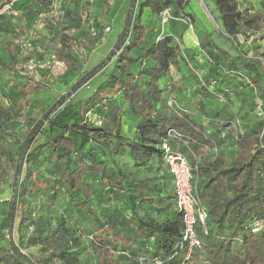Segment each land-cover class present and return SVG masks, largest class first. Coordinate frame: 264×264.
I'll return each mask as SVG.
<instances>
[{"label":"trees","instance_id":"trees-1","mask_svg":"<svg viewBox=\"0 0 264 264\" xmlns=\"http://www.w3.org/2000/svg\"><path fill=\"white\" fill-rule=\"evenodd\" d=\"M53 1L0 0V8L13 3L17 11L16 17L0 15V79L9 72L22 80L10 94L9 108L0 99V148L8 143L0 156L11 166L10 173L0 169V203L10 190L0 214V264H54L56 259L71 264L68 256L77 255L73 248L81 243L78 225L92 237L95 264H264V53L256 51L264 33L258 40L248 35L243 43L236 40L241 29L264 21V13L243 17L239 0H211L221 41L207 31L195 35L197 45L186 47V23L196 31L192 0H97L93 49L102 30L110 31L112 18L121 16L123 23L105 60L82 71L70 46L77 40L69 33L75 20L58 24L44 17L40 22L48 36L15 40ZM164 10L170 20L161 25ZM102 14L110 19H100ZM144 15L152 21L145 23ZM171 25H180V33L168 34L165 27ZM51 55L68 66L59 78L67 91L40 99L28 126L12 130L10 122L28 97L46 88L45 70L29 72L26 61ZM110 63L105 80L71 103ZM171 68L180 74L176 87L162 83ZM231 77L253 93L241 95L237 105L232 101L237 111L229 101ZM188 81L202 96L196 111L190 110ZM248 120L251 125L243 131L240 123ZM228 127L235 128L230 154L221 148ZM164 144L170 152L186 153L196 195L207 211L206 233L197 228L201 247L189 260ZM42 163L48 164L44 172L38 169ZM24 192L46 202L26 201ZM57 192L67 200L66 214L55 220L43 210L36 215L40 205L51 210L48 202ZM50 231L56 233L54 247L38 260L28 249L48 244Z\"/></svg>","mask_w":264,"mask_h":264},{"label":"rangeland","instance_id":"rangeland-1","mask_svg":"<svg viewBox=\"0 0 264 264\" xmlns=\"http://www.w3.org/2000/svg\"><path fill=\"white\" fill-rule=\"evenodd\" d=\"M55 1V0H54ZM53 1V2H54ZM22 1L20 2V4ZM113 4V3H112ZM192 10L194 14V23L196 24V31L195 35H199V33H205L207 31L214 34L215 39L218 41H221L216 37V34L220 33V23L218 19V14L216 13L213 3L211 0H206L205 4H200L197 0H192ZM42 7V6H41ZM48 7V6H47ZM40 8V7H39ZM44 8V7H43ZM238 9L243 17H249L253 15H260L264 13V0H239L238 1ZM100 7L97 3V0H76L75 3L70 2L69 0H56L54 2V5L52 7H48L47 9L42 11L43 17H52L56 20L58 24H70L71 20H75L76 23L73 24V28L69 29L70 34H75V37L77 40H71L70 46L71 50L74 54L78 56L82 63V71L90 70L94 68L97 64H99L101 61L105 60L106 56L112 49V42L115 40L119 34L120 31V25H122V18L121 16L115 17L116 21L115 24H113L111 19V24L113 26H110V32H105V29L102 30V36H105L104 39L100 40L99 44L93 49L94 45L96 44L94 41L96 36L92 35L91 29H92V23L93 20L95 22V17L99 14ZM50 15V16H49ZM100 19L103 20H109L110 18L105 15H99ZM143 21L145 23L151 22L152 17L144 15ZM104 27V26H103ZM180 33V31H179ZM264 33V21H259L253 25H250L248 27H245L243 30L241 29L239 33L236 36V40L239 43H243V38L248 36H253V39H260L262 34ZM49 35V33H45L42 31V25L39 20H36L33 24V27L31 28H24L21 29L19 32V35L15 38L16 41H19L23 38L25 41L28 39H37L40 35ZM248 35V36H247ZM107 36V37H106ZM22 37V38H21ZM106 39V40H105ZM188 39V38H186ZM252 39H249L247 42L249 43ZM45 45H48L47 40H43ZM86 45L87 47H91L93 50L90 54H87L83 46ZM253 45V42L251 43ZM256 45L258 48L256 51L258 53H264V40H260L256 42ZM241 46V45H240ZM243 46V45H242ZM241 46V47H242ZM255 48V47H254ZM35 58V56H32ZM45 63L48 62V58L44 59ZM67 65L64 63H61V65L57 68H52L51 66L48 67V65L45 68V74L42 75V77L46 80V88H44L41 91H38L34 94H32L30 97H28L27 101L25 102L23 109L20 111L19 116L10 122V126L12 130H16L20 127L25 128L28 126V122H30V118H33L37 116L38 114V101L42 98H46L50 94L54 93H64L67 91V85L65 86L64 83L59 82V78L65 73L67 69ZM112 63L106 66V68L96 77H94L91 81H89L88 84H86L83 88H81L77 93H75L71 98V103H74L78 100H82L86 98L88 95L91 94V92L96 88V86L101 83L103 80H105L107 74L111 70ZM180 74L178 70L170 69L169 74H167L164 79H162L163 85L166 87H176L177 80L179 79ZM171 79V80H170ZM21 79H18L13 76L12 73L6 72L3 74L2 78L0 79V99L2 102V105L5 108H9L11 105V99L10 94L12 92H15L19 90V83L21 82ZM191 83L190 89H191V97L193 98V103L190 105V110L196 111L197 107V101H200L202 96H198L195 92L196 86L192 84V81H188ZM230 96L229 101H231L233 108L236 110V106H234V103L237 105L239 101L242 99L241 97L247 95L248 97L252 93L247 87L241 83L237 77H231L230 78ZM253 94V93H252ZM242 95V96H241ZM198 98V99H197ZM234 103H233V102ZM237 102V103H236ZM235 119L237 120L238 117ZM234 119V120H235ZM242 126V130L246 131V128L251 125V120H248L247 123H240ZM237 129V128H236ZM234 133L235 128L234 127H228L223 131L222 135H225V138H229L228 141H226L225 145L222 146L224 151H227L228 154L231 153V150L233 148L232 140L234 139ZM220 135V134H218ZM2 148H0V152H3L6 148H8V143H3ZM6 151V150H5ZM185 157L187 156L185 152L182 153ZM188 160V158L186 157ZM48 167V164L42 163L39 166V170L41 172L45 171V168ZM0 169L6 170L7 172H11V166L8 162L7 158L5 156H0ZM7 182H11L9 179ZM40 183V182H39ZM24 199L26 201H29L31 203H45L44 196H41L38 194L37 197L31 196L30 194L24 192L23 195ZM10 198V190H7L2 197V201L0 203V214L3 210L2 207L4 203ZM54 202H48V204H52L51 210L50 207L48 209L42 208V205H40V209L38 210L36 208V215L40 213L41 210L43 212L41 214H46L48 216L51 215L53 219L55 220L60 215L66 214V198L62 195L61 192L56 193L55 199H53ZM202 204V203H201ZM204 206V205H203ZM40 215V214H39ZM159 217H163V215H159ZM87 222V221H86ZM17 223V222H16ZM66 225H69V223H66ZM79 228L78 234L81 235V243L80 246H77L73 248L77 253V255H71L68 256L69 262L71 264H95V254L93 252V249L91 247V240L92 237L88 235L87 232H85L83 229H81V225L75 226ZM91 228V227H90ZM71 232V231H70ZM43 237L46 235L45 232L41 234ZM69 235H71L69 233ZM50 240L48 241V244H39L36 247H32L28 249V252L33 253V256L40 260L43 257H46L49 253V250L53 249L54 243L52 241H56V233L50 231ZM15 239L17 240V234H16V225H15ZM72 237V235H71ZM76 257V260L74 262V258ZM54 264H64V262H60L58 259H56V262Z\"/></svg>","mask_w":264,"mask_h":264},{"label":"built area","instance_id":"built-area-1","mask_svg":"<svg viewBox=\"0 0 264 264\" xmlns=\"http://www.w3.org/2000/svg\"><path fill=\"white\" fill-rule=\"evenodd\" d=\"M200 4H205L206 0H197ZM3 13H9L12 16H17V11L13 8V3L4 4L0 8V15ZM50 16V15H49ZM39 18L42 20L43 15H39ZM170 20V15L168 10H164L161 15V25H165ZM186 32L187 35L192 38L195 45L198 44L195 30L193 25L190 22L186 23ZM109 29H105V32H108ZM92 35L96 36L95 30L91 29ZM23 46L26 49H29V45L24 43ZM51 66L52 68H57L61 65V62L54 56L51 55L48 57V62L45 63L44 60L36 61L29 59L25 63L26 70L29 72L32 71H44L46 66ZM260 105H258V115H261ZM101 122L97 121L99 125ZM170 136H175L174 131H169ZM163 148L168 152L166 155V164L168 166L169 172L172 176L173 189L175 195V204L178 212L181 214L182 218V234L181 240L185 245L184 259L189 260L192 256V252L195 249L201 247V241L198 237L197 228H201L204 233H206L205 222L207 219L206 208L199 201L193 181V172L192 167L190 166L186 157L180 153L170 152L166 144L163 145ZM256 229H253L255 231ZM157 264H161L157 262Z\"/></svg>","mask_w":264,"mask_h":264},{"label":"crops","instance_id":"crops-1","mask_svg":"<svg viewBox=\"0 0 264 264\" xmlns=\"http://www.w3.org/2000/svg\"><path fill=\"white\" fill-rule=\"evenodd\" d=\"M39 19V16H38V18H37V20ZM41 19H39V21H40ZM115 21H116V18H112V22H113V24H115ZM111 26H113L112 24H111ZM121 26V25H120ZM180 25H171V27H165V30L167 31V33L168 34H174V33H176V32H178V31H180L181 30V28L182 27H179ZM121 28V27H120ZM110 32V31H109ZM104 37L105 36H103L102 37V39H104ZM107 37V36H106ZM22 38V37H21ZM187 37H184V42H185V45H186V47H190V46H192V43H193V40H192V38H188V39H186ZM106 40V39H105ZM115 41H116V39L115 40H113V44H112V46L114 45V43H115Z\"/></svg>","mask_w":264,"mask_h":264}]
</instances>
